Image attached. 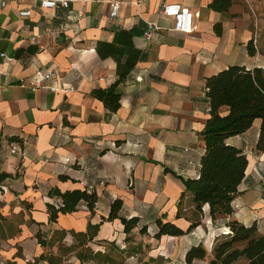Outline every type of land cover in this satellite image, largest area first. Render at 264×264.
<instances>
[{
	"label": "crops",
	"instance_id": "obj_1",
	"mask_svg": "<svg viewBox=\"0 0 264 264\" xmlns=\"http://www.w3.org/2000/svg\"><path fill=\"white\" fill-rule=\"evenodd\" d=\"M108 1L75 0L67 9L53 10L32 0L0 4V52L13 57L11 62L0 57V173L9 175L0 184V213L22 209L28 220L1 242L0 264H25L47 251L37 243L38 231L49 239L63 229V239L72 243L70 231L85 232L88 224L98 225L92 240L97 249L103 250L106 241L124 249L128 243L121 221L107 219L115 199L122 201L120 215L139 218L131 232L143 259L159 257L164 264H186V251L198 244L206 256L190 264H208L221 237L216 233L229 220L255 223L264 234L258 120L226 139L248 159L231 214L211 220L205 204L197 215L177 177L199 174L200 132L210 109L206 79L234 64L264 68V0H232L225 12L210 9L211 0H122L113 20L108 19ZM167 2L193 11L192 32L170 29L171 20L160 15ZM23 7L31 8L29 17L19 16ZM149 21L160 29L147 41L143 31ZM249 41L253 55L247 52ZM37 69L51 71V78L35 90L23 86ZM117 80L119 107L110 111L92 90ZM11 138L21 140L15 153ZM51 188L94 192L93 211L80 202L75 211L48 222L46 204L57 199L48 195ZM157 218L183 230L192 221L197 225L184 235L155 238ZM141 225L147 226L145 233L139 232ZM129 261L137 262V256Z\"/></svg>",
	"mask_w": 264,
	"mask_h": 264
},
{
	"label": "trees",
	"instance_id": "obj_2",
	"mask_svg": "<svg viewBox=\"0 0 264 264\" xmlns=\"http://www.w3.org/2000/svg\"><path fill=\"white\" fill-rule=\"evenodd\" d=\"M231 3L232 0H211L208 6L214 11L225 12ZM247 52L249 55L255 53L251 41L247 43ZM118 83L119 80L107 88L92 90V95L110 111H116L119 107ZM206 95L210 109L209 117L200 132L204 153L200 159L199 174L196 178L177 177L183 182L184 193L189 194L196 214L202 215V207L207 204L211 220H215L233 212L232 201L248 165L243 150L227 143L226 139L245 132L258 120L259 131L255 149L264 150V68L229 65L206 79ZM222 106L226 107L225 113L220 112ZM11 141L21 144V140L11 138ZM8 176L7 173H0V184ZM48 195L57 198L55 202L46 204L48 222H55L60 214L75 211L80 202H84L88 209L93 211L97 199L94 192L81 189L61 191L51 188ZM21 203L25 204L24 201ZM121 206L120 199L113 200L107 219L119 218L121 221L123 232L126 234L125 242L129 244L124 249H120L114 241H106L108 246L103 250L94 251L87 247L86 243L93 240L98 225L88 224L85 232L70 231L73 242L69 245L63 242L66 235L63 229L54 230L49 239L42 238L38 231L35 234L37 243L48 250L25 264H40L41 261H46L47 264H62L65 255L70 252H74L78 264H132L127 261L131 256H137V262L133 264H164L163 258L149 256L143 259L140 255L141 245L135 242L131 232L138 226L139 218L120 215ZM23 215L22 209L12 217L0 213V244L21 230V225L24 224ZM176 215L180 216L179 210ZM155 224L157 231L154 237L159 238L161 235H184L196 227L197 221H192L186 230L161 218H157ZM227 226L229 231L223 235L219 234L221 237L213 246V257L208 264H231L240 258L245 259V264H264V234L258 232L256 224L246 226L233 219L227 222ZM146 228V225H141L139 232L145 233ZM54 245L57 253L52 250ZM205 256L206 250L202 244L192 245L185 253V262L190 264L194 259H203Z\"/></svg>",
	"mask_w": 264,
	"mask_h": 264
},
{
	"label": "built area",
	"instance_id": "obj_3",
	"mask_svg": "<svg viewBox=\"0 0 264 264\" xmlns=\"http://www.w3.org/2000/svg\"><path fill=\"white\" fill-rule=\"evenodd\" d=\"M36 2L37 6L41 9L53 10L59 7L69 8L70 4L75 0H32ZM101 1V0H98ZM142 1V0H141ZM6 0H0V4L2 6L5 5ZM108 19L113 20L118 16L121 5L123 3L122 0H109L108 2ZM18 14L20 17H29L31 15L30 7H23L19 9ZM160 15L171 20L170 29L176 30L183 33H190L194 29V13L193 11L186 5H183L179 2H167L164 3L160 9ZM160 29V27L154 22L149 21L143 31V37L145 40H151L153 34ZM0 57L3 58L7 62L13 61V57L7 55L5 52H0ZM52 76L51 71H43L40 69L35 70L34 73L30 75L27 83L21 82V84L27 85L31 90H35L42 86L43 82L47 79H50ZM52 91L57 88L54 86H50ZM63 89V88H62ZM65 90V89H64ZM10 151L11 153H15L20 149V144L17 141H11ZM232 207H237L236 204H232ZM229 228L226 227L225 230L222 229L220 231L221 234L225 232L228 233Z\"/></svg>",
	"mask_w": 264,
	"mask_h": 264
},
{
	"label": "rangeland",
	"instance_id": "obj_4",
	"mask_svg": "<svg viewBox=\"0 0 264 264\" xmlns=\"http://www.w3.org/2000/svg\"><path fill=\"white\" fill-rule=\"evenodd\" d=\"M25 212V211H24ZM16 213H10V215H8L9 217L10 216H14ZM25 214V213H24ZM22 219H23V221H24V223H28V220H26L25 219V217H24V215L22 216ZM225 230V229H224ZM227 232H225L224 234H226ZM219 234L221 235V233L219 232V233H216V236L215 237H217V236H219ZM223 235V234H222ZM134 236V235H133ZM63 242H64V244L65 245H69L70 243H71V240L70 241H67V240H64L63 239ZM99 245V244H98ZM98 245L95 243V242H92V241H89V242H87L86 243V246L87 247H89V248H91L92 250H94V251H96V249L98 248ZM129 245V244H128ZM55 247H56V245H54ZM105 246H108V244H106V243H103V244H101V246H100V248H102V249H104L105 248ZM125 246L126 245H124V248H125ZM97 250H100V249H97ZM45 253L47 252V251H44ZM44 252H42V253H40V254H43ZM56 253H57V249H56V251H55ZM39 254V255H40ZM38 255V256H39ZM37 257V256H36ZM35 258V257H34ZM65 260H64V262L62 263V264H65L66 262H68L69 264H78V260H77V258L75 257V255H74V252H70V253H68L67 255H65ZM128 262H130L129 260H133V256H131V257H129L128 259ZM33 261V260H32ZM43 262H46V261H41L40 262V264H46V263H43ZM87 264H93V263H91V262H88ZM233 264H245V259L244 258H240V259H238V260H236V261H234V263Z\"/></svg>",
	"mask_w": 264,
	"mask_h": 264
}]
</instances>
